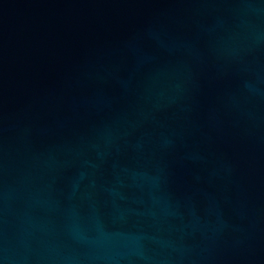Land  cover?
Masks as SVG:
<instances>
[{
    "label": "water",
    "instance_id": "95a60500",
    "mask_svg": "<svg viewBox=\"0 0 264 264\" xmlns=\"http://www.w3.org/2000/svg\"><path fill=\"white\" fill-rule=\"evenodd\" d=\"M0 264H264V0H0Z\"/></svg>",
    "mask_w": 264,
    "mask_h": 264
}]
</instances>
